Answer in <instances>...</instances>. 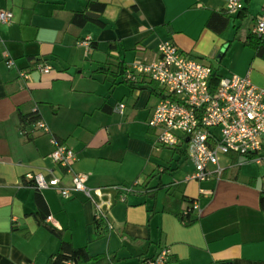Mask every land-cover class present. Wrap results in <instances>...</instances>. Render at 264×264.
Returning a JSON list of instances; mask_svg holds the SVG:
<instances>
[{"label": "crops", "instance_id": "1", "mask_svg": "<svg viewBox=\"0 0 264 264\" xmlns=\"http://www.w3.org/2000/svg\"><path fill=\"white\" fill-rule=\"evenodd\" d=\"M89 1L105 5L104 28L92 21L72 25L75 12H90ZM225 5V0H0V10L14 14L10 24H0V264H46L62 242L109 259L88 264H145L165 248L170 251L165 264H264V162L229 155L221 159V179L199 183L177 173L179 180L163 191L162 146L148 125L160 96L144 75L135 74L134 88L124 84L125 70L117 68L121 62L126 68L152 61L158 44L171 41L221 78L248 76L264 87V57L245 44L264 0H244V10L235 15ZM86 39L94 47L79 45ZM39 59L52 66L49 73L37 69ZM32 113L50 133L23 135L21 114ZM53 138L76 153L68 171L52 157ZM30 173L62 180L41 192L51 220L38 215ZM76 174L88 175L90 188L110 195L112 228L95 222V206L83 193L61 195ZM122 186L133 194L116 190ZM168 193L198 200L199 220L184 226L174 213L179 206H166Z\"/></svg>", "mask_w": 264, "mask_h": 264}, {"label": "built area", "instance_id": "2", "mask_svg": "<svg viewBox=\"0 0 264 264\" xmlns=\"http://www.w3.org/2000/svg\"><path fill=\"white\" fill-rule=\"evenodd\" d=\"M226 11L235 15L244 10V0H225ZM14 14L0 10V24H10ZM253 34L264 36V9ZM91 48L89 39L79 43ZM7 66H14L12 60ZM37 69L47 74L50 65L40 64ZM212 66L197 61L190 54L179 50L171 41L158 44L157 58L148 62L131 65L128 78L135 74L144 75L162 88V96L148 121L150 128L157 131V143L162 147L176 150L185 146L186 158L194 167L186 181L207 182L223 177L225 168L222 156L238 155L246 161L263 163L264 157H255L264 149V87H257L248 76L234 75L214 81ZM124 104L119 105L122 112ZM37 132L50 133L47 125L39 121L33 125ZM52 157L66 171L76 161V153L64 144L52 139ZM89 176L76 174L71 189L61 190L68 198L72 192L83 193L95 206V221L112 225L107 219V211L113 203L111 197L101 189L87 185ZM27 179L41 191L56 188L61 179L47 180L43 174H28ZM117 187L116 189H118ZM120 190H126L121 187ZM199 210V203H194ZM51 220V218H48ZM170 256L168 248L145 264H165Z\"/></svg>", "mask_w": 264, "mask_h": 264}, {"label": "trees", "instance_id": "3", "mask_svg": "<svg viewBox=\"0 0 264 264\" xmlns=\"http://www.w3.org/2000/svg\"><path fill=\"white\" fill-rule=\"evenodd\" d=\"M87 8L89 9L90 12L97 14L99 18L96 20H93L86 15V12H75L71 20L72 25H74L75 27L81 28L87 23H89L88 21H92L98 27L104 28L106 23L101 18H102L104 9H105V5L98 3V2L89 1ZM90 42H91V48L94 47L95 45L94 42L92 40H90ZM245 44L248 47L252 48L254 51H256L258 55L264 57V53H263L264 52V36H257L255 34H252L246 39ZM109 48L110 50H113V45L111 44ZM38 62H39V65L40 64L48 65V61L45 59H39ZM117 68L121 69V72L125 70V80L123 81V83L128 85L131 88H134L135 84L131 83V80L132 82L133 80L136 82V80L132 78H128V75L131 72V65L124 68L123 62H121L117 64ZM220 79L221 77L217 73H214V81L217 83ZM150 83L154 85L153 94L161 97L162 96L161 86L152 80L150 81ZM39 121L40 120L38 117V113H32L30 115L21 114V132L23 133V135L31 139L30 135L33 134V132H37L31 127ZM176 151L182 152V150H176ZM257 156L264 157V149L262 150V152L255 155V157ZM29 184L37 190L36 203L38 206V215H40V217L43 220L48 219V214H47L48 212L46 210L47 205L41 194L42 191L39 190L33 184L32 181H30ZM122 187L126 189V190H121L122 192L132 191V190H129L128 187H125V186H122ZM195 202H198V200L187 198V197L176 198L173 193H168L166 196V206H169V205L179 206V209L177 211H174V213H175V216L180 220V222L186 227L192 226L199 220V215L196 213L197 211L194 209V206H193ZM184 204H186V206L185 208H182V205ZM261 208L264 210V192L261 197ZM95 222L97 223V221ZM40 223H42V221ZM107 260H109L107 255L92 256L90 255V253L88 252L86 248H75L71 243L62 242L59 251L51 255L48 258L46 264H88L91 262L104 263Z\"/></svg>", "mask_w": 264, "mask_h": 264}, {"label": "rangeland", "instance_id": "4", "mask_svg": "<svg viewBox=\"0 0 264 264\" xmlns=\"http://www.w3.org/2000/svg\"><path fill=\"white\" fill-rule=\"evenodd\" d=\"M100 58L103 59V56H101ZM135 62H132L131 64L133 65ZM137 62L140 63L141 60H137ZM91 64L92 63H90V62L86 63V66H85L86 71H90ZM160 150H162L161 151L162 152V158L160 160L162 162V164L161 163L160 164L162 165V167L165 168V171L163 174L165 188L162 190L166 191L168 189V187H166L167 184L171 183L173 180H179L178 176L176 175L177 173H180L183 175H186V174L189 175L193 172L194 167H193L192 163L186 159L185 146H183V147H181V149H179V150H182V152L176 151L173 148H167V147H162ZM222 158L225 159V156H222ZM170 165L173 167V171H171V172H170V170H171ZM160 174L161 173H159V175ZM144 179H145V177H143L141 179V181H143ZM128 189L132 190V188H128ZM129 192H131V191H129ZM130 194H133V193L131 192ZM108 214H109V211L107 212V216H108Z\"/></svg>", "mask_w": 264, "mask_h": 264}, {"label": "water", "instance_id": "5", "mask_svg": "<svg viewBox=\"0 0 264 264\" xmlns=\"http://www.w3.org/2000/svg\"><path fill=\"white\" fill-rule=\"evenodd\" d=\"M87 15L89 17H92V18H98V15L97 14H94V13H91V12H88Z\"/></svg>", "mask_w": 264, "mask_h": 264}]
</instances>
